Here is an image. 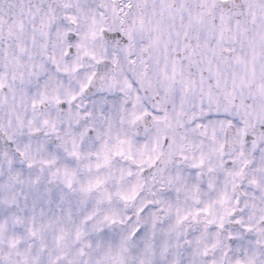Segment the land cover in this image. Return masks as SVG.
I'll return each instance as SVG.
<instances>
[{
  "label": "snow or ice",
  "instance_id": "snow-or-ice-1",
  "mask_svg": "<svg viewBox=\"0 0 264 264\" xmlns=\"http://www.w3.org/2000/svg\"><path fill=\"white\" fill-rule=\"evenodd\" d=\"M0 264H264V0H0Z\"/></svg>",
  "mask_w": 264,
  "mask_h": 264
}]
</instances>
